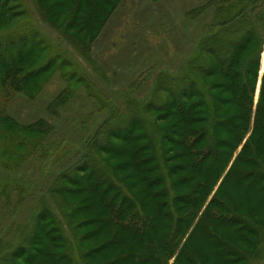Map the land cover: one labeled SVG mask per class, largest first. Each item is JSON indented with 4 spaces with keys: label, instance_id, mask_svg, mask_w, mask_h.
<instances>
[{
    "label": "rangeland",
    "instance_id": "rangeland-1",
    "mask_svg": "<svg viewBox=\"0 0 264 264\" xmlns=\"http://www.w3.org/2000/svg\"><path fill=\"white\" fill-rule=\"evenodd\" d=\"M53 1L58 0H12L8 5L14 8L11 23L0 25V53L4 52V58L16 48L22 49L24 56H29L23 72L31 77L29 89L25 84L17 87L14 82L12 86L0 82V117L20 133H5L8 138L0 139V264H25V259L35 261L33 264L58 263L65 249L57 240V230L75 264H117L109 262L129 247L120 245L126 243L122 232H116L117 238L110 242V229L99 221L102 201L116 200L111 194L105 195L108 182L102 181V174L136 187L133 193L152 216V237L158 242L167 237L176 239L178 249L168 263L172 264L192 225L209 207L221 179L212 193L208 190L214 178L207 191L199 193L194 203L198 209L188 211V206L176 205L175 215L183 216L185 222L189 220L185 214H193L190 228L176 235L175 215L170 218L166 211L156 213L162 200L157 192L162 188L152 187L150 179L156 170L147 157L158 155L163 160L160 165L166 172L170 194L173 191L184 200L189 193L197 192L196 177L190 175L191 153L177 145L169 146L171 142L163 139L165 135L180 144L185 128L179 120L180 111L171 107L182 102L180 92L193 82L188 91L209 94L215 119L210 121L207 111L198 115L193 104L196 99H188L185 121L191 123L192 130H200L202 146L210 139L215 143L208 155L207 151H196L193 158H205L201 171L207 177L222 162L226 166L228 156L231 159L225 173L231 169L250 136L232 151L246 128L243 103L251 95L256 71L251 69L252 76L245 79L248 88L242 95L244 102L236 101L218 84L220 63L226 56H211L208 49H215L211 42L219 25L225 29L224 23L232 13H228L229 6L235 5L234 15L241 10L250 13L253 4L254 8L264 6V0H243L240 4L234 3L237 0L232 4L227 0H107L95 32L86 39V26H76L75 21L64 26L71 18L70 4L44 12L49 7L46 3ZM257 14L255 11L253 17ZM240 37L233 42H241ZM217 38L227 39L225 34ZM262 48L255 104L264 73V44ZM255 50L253 46L240 52L235 47L234 65L241 67L248 57L256 59ZM187 73L189 82L184 79ZM263 111L264 93L258 113L260 128L248 143L251 150L243 152L212 208L217 215L216 205L229 200L226 212L247 222L249 229L239 224L221 229V239L209 240V232L217 227L208 214L176 264H264V178L255 180L264 177ZM214 123L211 133L206 134L207 126ZM230 125L238 133L229 135ZM147 138L149 142L143 140ZM260 140L262 154L258 156ZM151 145L153 151L149 150ZM252 153L257 155L254 162ZM246 169L252 178L241 181V171ZM83 173L88 178L80 181ZM96 174L102 175L98 183L90 180ZM123 192L127 190L123 188ZM179 239L181 242H177ZM223 239L233 246L235 255L220 247ZM136 249L131 248L133 252ZM189 252L195 255L189 258L190 263ZM12 255L16 258L11 259ZM125 260L135 264L131 256Z\"/></svg>",
    "mask_w": 264,
    "mask_h": 264
},
{
    "label": "trees",
    "instance_id": "trees-1",
    "mask_svg": "<svg viewBox=\"0 0 264 264\" xmlns=\"http://www.w3.org/2000/svg\"><path fill=\"white\" fill-rule=\"evenodd\" d=\"M12 0H0V25L1 24H7L11 23V17L13 15L12 12L14 11L13 7H8L12 2ZM235 0H227L228 3L232 4ZM243 0H237L234 3L240 4L242 3ZM10 3V4H9ZM49 5L48 8L44 9V12L47 13L53 8H61L64 6V8L67 6V4H70V11H69V16L71 17L70 20L64 24V26L67 28L69 27V24L72 21H75L76 26H86V33L85 39L88 38L91 34H93L96 30L95 25L97 18L101 16L103 13L102 8L103 4H108V1L105 0H58L57 2L53 1L46 3ZM255 4L250 7V13H248L247 10H241L239 11L236 15L233 14V10L236 9L235 5L229 6L228 7V13L230 11L232 12L230 15V18L224 23L225 29L222 30L221 25H219L218 29L216 30L217 34L214 36V40L211 42V47L215 48L212 50L208 49V53L211 54V56L219 57V56H226L224 57L223 61L221 60L220 63V71H219V76H220V82L218 83L219 86H222V88L225 89V93H228L232 98H234L236 101L242 100V95L243 93L247 90V81H245L246 77H251V69H255V74H254V84L251 90V95L250 97L244 102L243 100V106L244 111L247 115V124L246 128L241 132V137L239 142L236 144V146L233 148L232 151L237 150L241 142L246 138L247 135L250 134L249 138L247 139L246 143L242 146L240 154L237 156L235 163L231 167L229 171H226V167L228 162L231 159V156L226 158L225 162H227L226 166H224L223 162L220 164V168L216 169L214 174L210 177L205 176L201 169L205 165L202 166V162L205 159L203 156H200V160H196L193 158V154L196 151L201 152H206L210 153L211 149L215 147V143L213 141L207 140L205 145L202 146L203 143V138H201L198 134L200 132L199 129H191V123L185 121V109H186V103L189 101L188 99H196L193 104L197 105L195 110L197 111V114L199 115L201 112L207 111V116H209L210 121L214 122V107L211 102V97L207 93L206 96L201 95L199 92H190L188 91L193 85V82H189L190 78L187 73V77L184 79H188L189 84L187 87L182 89L183 93L182 97L180 98L182 102H178V105L175 104L174 106L171 107V110L173 111H180L181 116H179V120L181 121L180 123L184 125L185 132L179 137L180 138V144H177L176 142L172 141L171 139L167 138L165 135L163 139L166 141H170L171 143H168L167 145L172 146L177 145L181 150L186 152L191 158L192 162V167L190 171V175L196 177V193L192 192L189 193L187 199L181 200L179 199V195L170 194L169 190H171L170 185L165 180L164 175H166L165 170L163 167L160 165V162L163 160L161 159L160 156H156L155 158L150 155L147 158L152 159L151 164L153 165V168L156 170V174L154 175L152 180L154 183L152 187H161L162 190L157 192L158 198L162 199L160 202H158V207L156 213L161 214V211H166L170 218L172 217L171 215H175L177 213V209L175 208L176 205H182V206H188L187 210H191L192 207L197 208L198 205H194L195 202L198 201L199 193L202 191H207L208 189L207 185H209L210 181L212 178L215 179L213 185L210 187V190H208V193H212L218 182L221 179V182L219 186H217L216 192L214 197L212 198L210 205L207 209L203 211V214L199 221L191 228L190 235L186 240L184 241L183 246L179 249L175 260L172 264H176L177 259L180 257L182 254L183 250L186 248L187 244L191 240L193 234L195 233L196 229L199 227L200 223L202 222V219L209 214L210 216V221L213 222L214 225H216V230H212L209 232V240L212 238H219L221 239V229H228L232 228L233 226L236 225H241L246 227L245 229H249V226L247 225V222H243L242 220H239L234 214L232 213H227L225 210V207L227 206L226 204L229 202V200L225 199L226 201L220 202L219 204L216 205V209L219 211L216 213L217 215L213 214V206L216 202V197H218V193L220 192L221 188L225 184L226 180L230 176L234 166L236 163L241 159V156L243 155V152L245 150H251L249 147V139L253 138V136L259 131L260 124H259V109L261 105V100L263 97L264 93V73L263 77L261 80V86H260V91H259V97L257 100V103H254V94H255V87H256V82H257V71L259 68V55L262 52V47L264 44V6L261 5H256L254 8ZM10 11V12H9ZM258 12L256 18L253 17L254 12ZM247 13V14H246ZM69 18V17H68ZM57 19V18H56ZM225 34L226 38L225 40H219V38L216 39V37H219L221 35ZM240 37L241 42H233V40H237L238 37ZM21 43V42H20ZM256 47V50L254 51L256 54V59H252L248 57L245 62L241 65V67H237L234 65L233 62V57H234V52L233 49L236 47V51L241 50H248L251 49V47ZM238 48V49H237ZM13 48L12 50H14ZM217 49V50H216ZM3 50V49H2ZM22 50V49H21ZM20 49L16 48L11 55H7L3 58L4 52L0 53V82H4L5 84H9L12 86V82L15 83L17 87H20L21 84L27 85V88L30 87V78L26 73L23 72V66L26 65V63L29 61L28 58L26 57L29 56H24V53ZM16 56V59H13L12 56ZM221 58V57H219ZM258 59V60H257ZM252 61H254V65L251 66ZM257 69V70H256ZM4 80V81H1ZM29 83V84H28ZM185 83V82H184ZM183 83V85H184ZM241 83V84H240ZM249 83V81H248ZM227 84V85H225ZM225 85V86H224ZM1 86V85H0ZM224 86V87H223ZM2 87V86H1ZM187 93H190L187 95ZM172 96V95H170ZM167 102V101H166ZM185 103V104H184ZM165 104V103H164ZM235 105H238L235 104ZM240 106V105H239ZM182 110V112H181ZM264 114V111H263ZM252 122V123H251ZM0 124L2 125H7L5 128L0 127V139L1 140H6L8 137L6 136L5 133H10L11 136L13 135H18L20 134L18 128L13 127L11 125H8V123L5 121V119L0 117ZM252 124V126H250ZM215 126L214 125H209L207 126V133H211V130H213ZM231 132H227L229 135L233 133L236 134L238 133V129L235 126H231ZM2 129H5L7 131H2ZM21 130V129H20ZM27 130H31L30 128ZM234 131V132H233ZM21 132V131H20ZM22 133V132H21ZM204 135L205 133L202 132ZM23 135V134H22ZM144 134L142 133L141 136ZM161 135V134H160ZM10 136V137H11ZM159 137V135H158ZM161 137V136H160ZM144 141L149 142L150 139H143ZM263 140V139H262ZM262 140L259 143V147H256V153L258 156H261L262 154ZM160 141V142H159ZM159 144L161 145V140H159ZM155 146V145H154ZM156 147V146H155ZM225 148H228V146H224ZM154 147L149 148L150 151H153ZM201 151V152H200ZM159 152H161V149L159 148ZM157 153H158V148H157ZM202 154V153H201ZM200 154V155H201ZM257 155L255 153L250 154L251 161L254 162L255 159H257ZM195 156V155H194ZM214 157L212 158V160ZM223 164V165H222ZM101 170V169H100ZM98 170H95V173H98ZM102 172V171H101ZM164 172V173H163ZM225 173V174H224ZM104 175L102 178V181L108 182V186L106 187L105 195L108 196L109 194L113 195L116 197V202L111 201V200H106L104 199L102 201V211L98 212V218L99 221L102 224H105L107 228L110 229L111 234L109 235L108 239L110 242H113L117 236L116 232H122L124 234V237L126 239V243H122L120 245H126L129 248L125 249L122 251L121 254L118 256L114 257L109 263H113L116 261L118 264H128L127 260H125L126 257L131 256L132 261L135 262V264H168L171 259L174 257V255L177 252V249L175 247L177 246L176 239H169L168 237L163 239V241L158 242L156 241L152 235L155 236V233H153V221H152V216L149 215L147 212V206L142 204L141 201L138 200L137 195L133 193V190L136 187H130V186H125L124 184H121L116 180V178L111 177L109 179L107 177V174H102ZM100 174H96V177L93 175V177L90 179L94 183H98ZM251 171L248 169L242 170L240 174V180L245 181L248 178L251 179L252 177ZM88 178L87 173H83L80 181L84 180V178ZM85 178V179H86ZM264 177L258 176L255 177L256 182L259 179H263ZM101 180V179H100ZM114 181V182H112ZM104 182V183H106ZM110 183V184H109ZM117 184V185H115ZM123 188L127 190V192H123ZM207 193V194H208ZM195 196L197 198H195ZM193 209V208H192ZM198 209V208H197ZM224 214V216H223ZM195 215V214H194ZM187 219H189L187 222H185L183 216H176V220L173 223V232L178 235L183 233L184 231L186 232L190 228V222L193 217V214H185ZM40 218V217H39ZM173 218V217H172ZM41 219V218H40ZM242 221V223H240ZM52 223V222H51ZM46 224V223H44ZM246 224V225H245ZM53 226H55L54 223H52ZM215 227V226H214ZM180 229V230H179ZM40 228H36V231L39 232ZM178 231V232H177ZM254 236V235H253ZM56 237L57 240L60 242L61 246H63V253L59 256H62L58 263L56 264H75V261L73 259L72 254L70 253V250L68 249V245H65V241L61 236V233L59 230L56 232ZM36 240V239H35ZM34 238L30 240L31 243H33ZM223 241L225 243H221L220 247L227 252H229L232 255H235L236 252L234 251L233 246H231L229 243H227L224 239ZM177 242H181V239H179ZM132 247H136V252H133L131 250ZM81 248V247H80ZM82 249V261H83V253L84 250ZM175 249V250H174ZM13 256V257H12ZM11 259H15V255H12ZM188 258V263H190L189 258H195V255L191 252L188 253L187 255ZM4 262H7V258H4ZM34 263L35 261H29V260H24L25 264H30ZM32 263V264H33ZM89 264V263H87ZM178 264V263H177ZM193 264V263H190Z\"/></svg>",
    "mask_w": 264,
    "mask_h": 264
},
{
    "label": "bare ground",
    "instance_id": "bare-ground-1",
    "mask_svg": "<svg viewBox=\"0 0 264 264\" xmlns=\"http://www.w3.org/2000/svg\"><path fill=\"white\" fill-rule=\"evenodd\" d=\"M263 61H264V57H263Z\"/></svg>",
    "mask_w": 264,
    "mask_h": 264
}]
</instances>
